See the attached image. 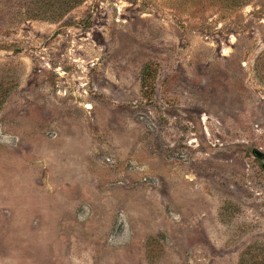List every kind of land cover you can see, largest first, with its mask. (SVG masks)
<instances>
[{"label":"rangeland","instance_id":"374dc122","mask_svg":"<svg viewBox=\"0 0 264 264\" xmlns=\"http://www.w3.org/2000/svg\"><path fill=\"white\" fill-rule=\"evenodd\" d=\"M25 1L0 0V264H264V0Z\"/></svg>","mask_w":264,"mask_h":264},{"label":"trees","instance_id":"16d2710c","mask_svg":"<svg viewBox=\"0 0 264 264\" xmlns=\"http://www.w3.org/2000/svg\"><path fill=\"white\" fill-rule=\"evenodd\" d=\"M82 1L84 0H27L26 7L16 11L15 15L23 19L56 20ZM253 69L258 79L264 82V50L256 56Z\"/></svg>","mask_w":264,"mask_h":264},{"label":"water","instance_id":"95a60500","mask_svg":"<svg viewBox=\"0 0 264 264\" xmlns=\"http://www.w3.org/2000/svg\"><path fill=\"white\" fill-rule=\"evenodd\" d=\"M254 154L258 157V158H263V154L257 150L254 151Z\"/></svg>","mask_w":264,"mask_h":264}]
</instances>
